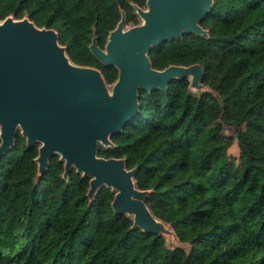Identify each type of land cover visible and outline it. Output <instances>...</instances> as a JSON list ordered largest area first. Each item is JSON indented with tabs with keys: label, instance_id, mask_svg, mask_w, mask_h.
<instances>
[{
	"label": "trees",
	"instance_id": "obj_1",
	"mask_svg": "<svg viewBox=\"0 0 264 264\" xmlns=\"http://www.w3.org/2000/svg\"><path fill=\"white\" fill-rule=\"evenodd\" d=\"M131 1L0 0V18L56 29L74 63L99 68L111 83L117 69L98 61L88 40L94 30L103 47L120 10L134 22ZM201 25L207 37L185 32L148 54L155 68L200 63L212 92L193 94L187 77L139 90L137 113L97 151L136 168L147 206L189 249L132 226L112 209L106 186L89 200V178L74 168L63 178L57 155L34 180L37 145L17 132L0 156V264H264V0H213ZM222 124L235 129L238 162Z\"/></svg>",
	"mask_w": 264,
	"mask_h": 264
},
{
	"label": "water",
	"instance_id": "obj_2",
	"mask_svg": "<svg viewBox=\"0 0 264 264\" xmlns=\"http://www.w3.org/2000/svg\"><path fill=\"white\" fill-rule=\"evenodd\" d=\"M145 4L135 7L142 21L129 27L120 10L103 47L97 45L92 30L89 51L103 65L117 69L110 84L99 68L69 58L56 29L37 26L27 16L0 18V156L13 146L19 132L27 147L37 145L34 180L57 155L63 162V178L72 168L89 178V200L106 186L114 192L110 204L115 212L131 218L132 226L164 237L165 222L145 202L148 190L135 185L136 168H127L123 157H105L97 151L99 145L111 146L110 135L137 113L139 90H166L172 79L182 77L188 78L193 94L191 88L206 86L200 63L155 68L148 52L185 32L207 37L201 21L213 0H145Z\"/></svg>",
	"mask_w": 264,
	"mask_h": 264
},
{
	"label": "rangeland",
	"instance_id": "obj_3",
	"mask_svg": "<svg viewBox=\"0 0 264 264\" xmlns=\"http://www.w3.org/2000/svg\"><path fill=\"white\" fill-rule=\"evenodd\" d=\"M69 6L70 5L67 4V5H65V8H67ZM131 7H132V13H133V15L135 17V21L134 22L133 21H129V20H127V18H125V20H126L125 27H129V26H131V25H133L135 23H138V22L142 21V19L140 17H138V15L136 14L135 7L145 8L146 7L145 0H135V1H131ZM90 40H91V35L89 37L88 44H89ZM166 41H169V40H166ZM155 46H158V45H155ZM152 47H154V46H152ZM109 88H110V85H109ZM191 90L195 94H199L202 91L209 90V88L207 86H203L200 89H196V88L193 87V88H191ZM214 112H215V108L212 105H209L205 109V112H204L205 119L208 120L212 116V114ZM204 125L207 126L208 123L207 124H204ZM220 132L224 135V138L228 141L227 152L230 155L233 156L235 162H238V160H239V154H240V151L241 150H240V147L238 146L236 132H235L234 127L232 125L222 124L221 129H220ZM165 224H166L165 228L168 230L166 233H164V238H165L166 245L168 247H170V248L175 247V246H182L184 249L188 250L189 247H190V245L187 242L181 241L178 238L176 232L174 231V229L172 228V226H171L170 223L165 222Z\"/></svg>",
	"mask_w": 264,
	"mask_h": 264
}]
</instances>
